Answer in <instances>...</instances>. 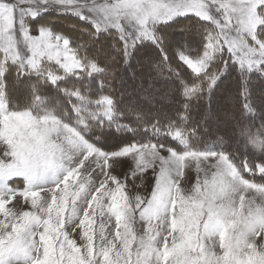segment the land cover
Here are the masks:
<instances>
[{"label":"rangeland","instance_id":"1","mask_svg":"<svg viewBox=\"0 0 264 264\" xmlns=\"http://www.w3.org/2000/svg\"><path fill=\"white\" fill-rule=\"evenodd\" d=\"M110 2L65 0L74 6L70 8L57 4V0H48V4L43 0H0L5 30L13 27L14 19L18 26L15 45L0 41V52L8 48V62L0 57V68L5 63V70L14 66L20 74H37L52 84L97 74L101 69L82 59L73 48L74 31L68 24L81 20L97 32H113L127 49L153 41L158 26L185 16L197 17L211 26L196 55L184 48L178 50L182 45L175 44L179 62L193 75L205 74L219 54L232 56L246 69H258L264 61V45H260L264 40L258 37L264 0H224L234 15L225 19L210 10L220 21L216 26L191 13L167 18L169 10L150 7L155 0L149 4L144 0H114L117 7L109 6ZM56 15L70 16L71 20L64 26L56 22ZM137 15L145 18L143 32L135 20ZM153 15L167 19L154 22ZM148 66L142 61L122 77L119 93L126 97L127 105L146 100L153 92L152 99L145 101L147 105L158 107L170 99L171 76L168 72L151 73ZM140 74L157 81V85L141 84ZM21 90L27 94L25 84ZM66 92L76 99L74 122L65 121L38 97L25 106L37 117L30 111L12 109L17 105L7 106V97H0V177H10L0 181L3 259L25 264L24 252L17 257L16 252L4 247L15 236L27 240L28 264H264V212L259 211L264 181L258 179L264 177L263 165L251 167L217 146L201 148L194 142L196 137L189 143L187 134L179 130L168 131L176 140L175 147L130 142L114 151L104 150L90 140L89 120L110 119L112 99L108 95L90 98L86 92L77 96L71 89ZM217 94L223 101L212 102L210 108L207 102L202 106L201 132L211 130L209 124L237 126L242 121L233 106L235 93ZM259 94L264 97L261 91ZM172 103L178 106L175 100ZM258 106L264 108V103ZM239 135L230 136L236 140L234 148L240 146ZM37 156L47 157L46 170L29 167V161ZM15 177L23 179V189L18 182L7 184ZM160 189L165 190L163 195ZM210 189L217 193L215 205L231 201L238 213L230 217L226 228L213 227L209 222L208 202L202 194ZM238 223L242 235L233 227Z\"/></svg>","mask_w":264,"mask_h":264},{"label":"trees","instance_id":"2","mask_svg":"<svg viewBox=\"0 0 264 264\" xmlns=\"http://www.w3.org/2000/svg\"><path fill=\"white\" fill-rule=\"evenodd\" d=\"M56 16V22L64 26L71 20L70 16ZM260 16L262 24L258 37L264 40V8ZM76 22L68 24L74 31L71 35L73 48L82 59L95 63L101 72L52 84L40 75L20 74L14 66H7L3 78L8 106L16 104L18 108L12 109H26L25 106L38 97L42 99L38 101L54 108L65 121L74 122L76 99L66 92L67 89L77 91V96L86 92L90 98L108 95L113 101V115L110 119L100 120L91 117L89 125L92 127L88 131L92 139L88 138L104 150L114 151L130 142H156L175 147L176 140L169 137L168 131L179 130L181 134H187L189 143L196 137L194 142L201 148L217 146L239 161L249 162L251 167L264 166V123L261 116L264 108L258 106L260 102L264 103V97L259 94L260 91L264 93V65L258 69L241 68L232 56L219 54L205 74L195 76L178 60L175 44L182 45L178 50L184 48L195 55L202 49L211 29L207 21L193 16L179 17L158 26L153 41L139 42L127 49L113 32H97L85 21ZM176 40L179 43H175ZM142 61L150 65L148 71L151 73L168 72L171 76L170 99L162 101L158 107L145 103L154 92L147 95L146 100H137L132 105H127L126 97L119 93L122 77ZM141 77V84L157 85V81ZM23 84L27 86V94L21 90ZM194 86L196 89H191ZM217 92L235 93L233 106L242 121L237 126L209 124L212 129L201 132L199 127L205 114L202 106L207 102L210 108L212 102L223 101L217 97ZM174 100L176 107L172 103ZM144 110L147 111L145 114L135 118ZM237 132L240 133V146L234 148L237 143L230 136ZM258 179L264 181V177Z\"/></svg>","mask_w":264,"mask_h":264},{"label":"snow or ice","instance_id":"3","mask_svg":"<svg viewBox=\"0 0 264 264\" xmlns=\"http://www.w3.org/2000/svg\"><path fill=\"white\" fill-rule=\"evenodd\" d=\"M144 3L149 4V0H144ZM43 4H48V0H43ZM57 4L65 7L74 8V6L66 4L65 0H57ZM101 5H103V3H101ZM108 5L111 7H117V4L114 2V0H111V2L108 3ZM150 7L161 10H169L171 14L167 18L173 17L177 14L183 15V14L191 13L205 20L213 21L215 26L218 25L220 21L219 19H216L210 14V10L214 9L217 13L220 14V16H224L225 19L234 15L230 11L229 5L224 3V0H190V2L189 0H184L182 4L177 3V0H155L154 3L150 4ZM181 7L184 9V11L183 12L177 11V9ZM261 7L264 8V5H262ZM36 15H37V11H35L31 15V17L34 18ZM167 18H165L162 15L161 16L153 15L151 17V19L154 22L164 20ZM135 20L139 22L141 26V32H143L145 26V18L141 15H137L135 17ZM6 28L7 25L3 22L2 17H0V41H3L4 43H7L10 46L15 45L17 42L16 32L18 30V26L16 24L15 19H14L13 27L11 29H8L7 31L5 30ZM28 34L29 35L31 34L29 30H28ZM60 39L62 38L60 37ZM260 45H264V42L260 41ZM260 45L255 44L254 46L259 47ZM7 52H8V48H5L3 52H0V57L5 58V63L8 62ZM261 56L264 57V52H261ZM204 58L207 59L208 57L205 56ZM11 59L15 61L16 59L15 55H13ZM261 65H264V61L261 62L260 66ZM47 163L48 160L46 156H37L34 160L29 161V167L35 168L37 170L40 169L46 170L45 166L47 165ZM8 178L10 177H0V181L6 180ZM40 178H43V173H40ZM26 245H27L26 238L13 236L11 239L7 240L4 247L16 252L17 257L19 255V252H24L25 264H28L27 255H26ZM0 264H11V261L5 260L3 259L2 256H0Z\"/></svg>","mask_w":264,"mask_h":264},{"label":"clouds","instance_id":"4","mask_svg":"<svg viewBox=\"0 0 264 264\" xmlns=\"http://www.w3.org/2000/svg\"><path fill=\"white\" fill-rule=\"evenodd\" d=\"M164 191H165L164 189H160L161 195L164 194ZM202 195H205L207 199L208 210H209V222L213 227L218 226L221 228H226L227 221L230 219V217L233 215H238L231 201L222 203L219 206L215 205L214 200L217 197V193L213 189H210L208 193L202 194ZM153 198L155 199V194ZM259 203L261 205V207L259 208V211L264 212V200H261ZM151 206H152V202L150 201L149 208H151ZM251 211L255 212L256 209H252ZM243 223L245 226H247V223H248L247 219H245ZM233 227L237 229L239 235L243 234V231L239 228V223L237 225H234ZM31 235L32 233L31 231H29L28 236L30 237ZM261 246L264 247V241L261 242Z\"/></svg>","mask_w":264,"mask_h":264},{"label":"crops","instance_id":"5","mask_svg":"<svg viewBox=\"0 0 264 264\" xmlns=\"http://www.w3.org/2000/svg\"><path fill=\"white\" fill-rule=\"evenodd\" d=\"M4 67H5V63L3 64V63H1V68H0V97H1V99H3V97L5 98L6 96H5V86H4V71H5V69H4ZM6 105L8 106V104L6 103ZM21 111H30L31 113H32V111L31 110H21ZM32 115L34 116V117H37L36 115H34L33 113H32ZM46 118V117H45ZM35 118H32V120L33 121H35L34 120ZM63 124V123H62ZM65 125V127H70V126H68V125H66V124H64ZM73 130H74V128L73 127H71ZM75 131V130H74ZM14 181V182H13ZM15 183V182H18V183H20L21 184V188L23 189V187H24V181H23V179L22 178H20V177H15V178H12V179H10L9 181H7V184H11V183ZM12 183V184H13ZM11 184V185H12Z\"/></svg>","mask_w":264,"mask_h":264}]
</instances>
